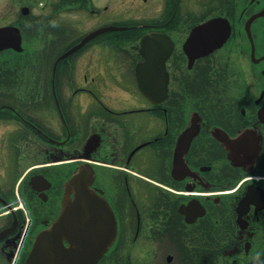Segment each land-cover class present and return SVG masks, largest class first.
<instances>
[{"label": "flooded vegetation", "instance_id": "af4514ba", "mask_svg": "<svg viewBox=\"0 0 264 264\" xmlns=\"http://www.w3.org/2000/svg\"><path fill=\"white\" fill-rule=\"evenodd\" d=\"M224 134L248 135L238 165ZM28 155L0 185V264L87 164L116 223L95 264H264V0H0V176Z\"/></svg>", "mask_w": 264, "mask_h": 264}, {"label": "water", "instance_id": "95a60500", "mask_svg": "<svg viewBox=\"0 0 264 264\" xmlns=\"http://www.w3.org/2000/svg\"><path fill=\"white\" fill-rule=\"evenodd\" d=\"M121 29L105 27L86 34L63 56L71 53L101 31ZM238 134H224L222 142L231 162L239 164ZM94 171L87 164L76 168L63 183V196L58 216L33 241L24 264H95L112 245L116 236L114 213L108 202L91 187ZM66 242V244H65Z\"/></svg>", "mask_w": 264, "mask_h": 264}, {"label": "rangeland", "instance_id": "374dc122", "mask_svg": "<svg viewBox=\"0 0 264 264\" xmlns=\"http://www.w3.org/2000/svg\"><path fill=\"white\" fill-rule=\"evenodd\" d=\"M69 32H68V38L69 40L73 39L75 36L80 35L84 33L87 28L93 24H91L90 21H86V19H83L82 21H69ZM90 26V27H91ZM99 51H109V47L105 46L104 44L101 45L98 48ZM6 162L10 163V159L8 157H5ZM32 160V156L28 155V157H25L20 164H16L13 166H8L9 164L6 165L5 172L3 175L1 174L0 176V185L3 187H9L12 188L14 179H16L18 173L25 167V165ZM10 197V196H9ZM13 197V196H12ZM11 199V197H10Z\"/></svg>", "mask_w": 264, "mask_h": 264}]
</instances>
